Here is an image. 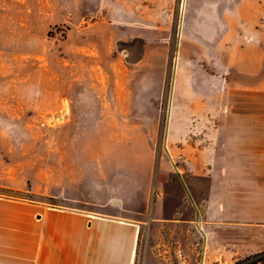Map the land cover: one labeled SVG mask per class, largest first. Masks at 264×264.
I'll return each instance as SVG.
<instances>
[{
  "label": "rangeland",
  "instance_id": "rangeland-1",
  "mask_svg": "<svg viewBox=\"0 0 264 264\" xmlns=\"http://www.w3.org/2000/svg\"><path fill=\"white\" fill-rule=\"evenodd\" d=\"M235 8L232 0H0V183L39 184L47 170L64 204L138 218L141 243L169 264L243 259L208 249L205 234H244L215 225L207 206L218 183L208 158L215 127L248 107L209 81L230 62L225 45L236 41L225 36L237 32L222 15ZM226 212L230 221L248 217Z\"/></svg>",
  "mask_w": 264,
  "mask_h": 264
},
{
  "label": "crops",
  "instance_id": "crops-1",
  "mask_svg": "<svg viewBox=\"0 0 264 264\" xmlns=\"http://www.w3.org/2000/svg\"><path fill=\"white\" fill-rule=\"evenodd\" d=\"M232 1L235 10L222 16L224 26L233 19L237 37L225 39L236 43L225 45L230 62L209 81L217 82L223 95L248 98V107L235 109L231 120L215 127L216 143L208 158L218 183L209 190L207 206L215 225L235 226L244 234L231 239L213 227L205 234L208 249L225 247L235 261L264 251V102L252 100L264 98V29L255 15L258 0ZM39 177V184L0 183L28 194L0 192V264H169L154 243H141L138 218L91 211L88 202L66 205L64 191L49 185L48 171L42 170ZM244 177L247 180H240ZM240 208L248 212L246 219L225 217L226 210Z\"/></svg>",
  "mask_w": 264,
  "mask_h": 264
},
{
  "label": "water",
  "instance_id": "water-1",
  "mask_svg": "<svg viewBox=\"0 0 264 264\" xmlns=\"http://www.w3.org/2000/svg\"><path fill=\"white\" fill-rule=\"evenodd\" d=\"M262 258H264V251H261V252L255 253L253 255L247 256L241 260H238L234 264H251L252 262H255V261L260 260Z\"/></svg>",
  "mask_w": 264,
  "mask_h": 264
},
{
  "label": "trees",
  "instance_id": "trees-1",
  "mask_svg": "<svg viewBox=\"0 0 264 264\" xmlns=\"http://www.w3.org/2000/svg\"><path fill=\"white\" fill-rule=\"evenodd\" d=\"M264 1V0H263ZM262 22H263V25H264V19L262 20ZM264 258H262V259H260V260H263ZM260 260H257V261H255V262H252L251 264H255V263H257L258 261H260Z\"/></svg>",
  "mask_w": 264,
  "mask_h": 264
}]
</instances>
